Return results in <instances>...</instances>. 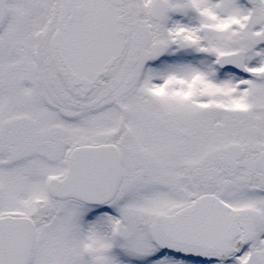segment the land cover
Here are the masks:
<instances>
[{"label": "snow or ice", "instance_id": "snow-or-ice-1", "mask_svg": "<svg viewBox=\"0 0 264 264\" xmlns=\"http://www.w3.org/2000/svg\"><path fill=\"white\" fill-rule=\"evenodd\" d=\"M0 264H264V0H0Z\"/></svg>", "mask_w": 264, "mask_h": 264}]
</instances>
